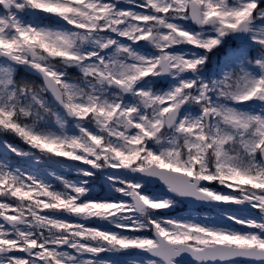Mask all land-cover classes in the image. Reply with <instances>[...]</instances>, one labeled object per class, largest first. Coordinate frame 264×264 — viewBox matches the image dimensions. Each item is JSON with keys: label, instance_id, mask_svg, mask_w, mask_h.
I'll use <instances>...</instances> for the list:
<instances>
[{"label": "snow or ice", "instance_id": "snow-or-ice-1", "mask_svg": "<svg viewBox=\"0 0 264 264\" xmlns=\"http://www.w3.org/2000/svg\"><path fill=\"white\" fill-rule=\"evenodd\" d=\"M0 264H264V0H0Z\"/></svg>", "mask_w": 264, "mask_h": 264}, {"label": "rangeland", "instance_id": "rangeland-1", "mask_svg": "<svg viewBox=\"0 0 264 264\" xmlns=\"http://www.w3.org/2000/svg\"><path fill=\"white\" fill-rule=\"evenodd\" d=\"M187 205H183L182 207H181V209H180V211L181 212H183V211H186L187 210ZM196 212V211H195ZM197 214H199V215H201V216H203V215H209V214H211V215H214V213H210L209 212V210L206 208V210L205 211H202V212H196Z\"/></svg>", "mask_w": 264, "mask_h": 264}]
</instances>
